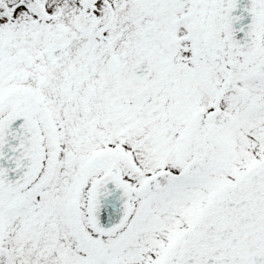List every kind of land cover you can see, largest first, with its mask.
I'll return each mask as SVG.
<instances>
[{"label":"snow or ice","instance_id":"6c2138e0","mask_svg":"<svg viewBox=\"0 0 264 264\" xmlns=\"http://www.w3.org/2000/svg\"><path fill=\"white\" fill-rule=\"evenodd\" d=\"M0 264H264V0H0Z\"/></svg>","mask_w":264,"mask_h":264}]
</instances>
